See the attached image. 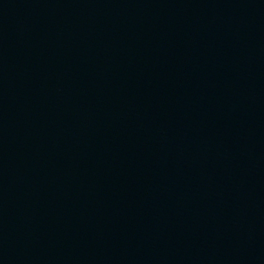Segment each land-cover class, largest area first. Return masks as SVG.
<instances>
[{
  "label": "water",
  "instance_id": "obj_1",
  "mask_svg": "<svg viewBox=\"0 0 264 264\" xmlns=\"http://www.w3.org/2000/svg\"><path fill=\"white\" fill-rule=\"evenodd\" d=\"M264 123V0H0V264H166Z\"/></svg>",
  "mask_w": 264,
  "mask_h": 264
}]
</instances>
